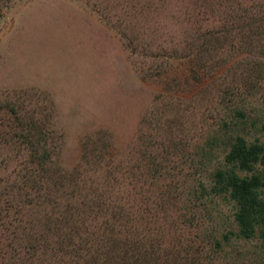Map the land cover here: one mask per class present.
<instances>
[{
	"label": "rangeland",
	"instance_id": "374dc122",
	"mask_svg": "<svg viewBox=\"0 0 264 264\" xmlns=\"http://www.w3.org/2000/svg\"><path fill=\"white\" fill-rule=\"evenodd\" d=\"M258 19L264 0H0V101L37 119L30 142L52 155L45 184L61 178L54 187L75 193L52 201L80 214L58 218L45 208L51 219L41 231L63 221L93 233L108 223L99 211L121 205L164 246L180 237L199 244L229 221L231 205L203 206L201 186L211 188L236 136L264 139ZM16 151L0 143L8 169L0 176L28 156ZM155 205L161 215L146 220ZM187 207L209 216L190 226ZM257 244L206 264H264Z\"/></svg>",
	"mask_w": 264,
	"mask_h": 264
},
{
	"label": "trees",
	"instance_id": "16d2710c",
	"mask_svg": "<svg viewBox=\"0 0 264 264\" xmlns=\"http://www.w3.org/2000/svg\"><path fill=\"white\" fill-rule=\"evenodd\" d=\"M263 22L264 19H258L254 25L259 27ZM238 114L240 119L246 118L243 113ZM0 115H3L1 145L11 141L16 152L23 149L28 154L24 158L22 152L23 161H17L9 176H0V264H206L208 260L239 259L242 245L255 242L264 255V139L261 137L251 141L243 135L236 136L223 165L212 173L211 188L201 186L205 190L201 197L205 195L210 200L203 206L211 205L214 198L226 200L232 207V218L223 221L218 229L212 228L206 236H200L199 244L180 237L164 246L165 239H149L139 231L133 221L138 213L122 205L106 206L99 211L101 217L108 218V223L106 227L94 226L97 230L93 233L84 235L82 226L78 227L77 223L64 226L63 221L46 225V231H41L42 218L50 222L53 211L52 215L58 218L80 217L70 209H57L55 200L52 201L57 193L62 198L75 193H67L65 187H54L61 178L45 184L46 160L52 155L48 145L46 149L43 147V154L39 151L41 140L30 142L39 131L37 119L20 115L16 104L9 101H0ZM21 121L26 124H20ZM260 127L264 137V122ZM7 170L0 168L2 172L8 173ZM45 208L48 212L52 210L51 213H46ZM180 210L183 221L190 226L209 216L194 207ZM162 211L155 205L148 209L145 218H157Z\"/></svg>",
	"mask_w": 264,
	"mask_h": 264
}]
</instances>
